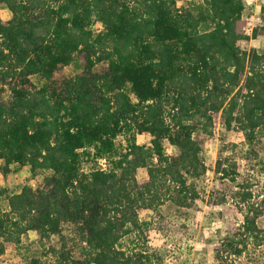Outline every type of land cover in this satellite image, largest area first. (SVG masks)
<instances>
[{
  "label": "trees",
  "instance_id": "trees-1",
  "mask_svg": "<svg viewBox=\"0 0 264 264\" xmlns=\"http://www.w3.org/2000/svg\"><path fill=\"white\" fill-rule=\"evenodd\" d=\"M0 161L47 174L6 197L0 257L27 232L40 240L76 227L84 264H160L142 241L139 210L188 207L206 172L195 134L219 117L250 144L264 139V52H243L242 0H0ZM97 26L96 31L92 30ZM255 35V32L253 33ZM76 69L71 75L67 69ZM36 78L38 84L34 82ZM149 134V146L136 135ZM125 138L122 151L116 139ZM177 152L167 155L163 142ZM105 159V170L93 167ZM144 169L146 180H136ZM216 172L233 181V171ZM239 228L214 249L230 264L264 249V207L237 193ZM62 257H64L62 255ZM249 258V257H248ZM250 264H264L255 254ZM38 259L24 264H39Z\"/></svg>",
  "mask_w": 264,
  "mask_h": 264
},
{
  "label": "rangeland",
  "instance_id": "rangeland-1",
  "mask_svg": "<svg viewBox=\"0 0 264 264\" xmlns=\"http://www.w3.org/2000/svg\"><path fill=\"white\" fill-rule=\"evenodd\" d=\"M176 3L183 8L195 6L201 0H176ZM242 16L246 39L240 41L238 47L243 52H264V0L244 6ZM9 19L8 10L0 5V20ZM97 29V26L92 27L93 31ZM67 71L71 75L77 72L72 66ZM34 82L39 81L34 78ZM195 139L206 167L205 174L193 181L197 198L188 207H176L166 201L155 210H139L138 218L147 223V227L142 241H125L123 247L127 252L145 247L149 253L157 255L154 262L160 264H217L214 249L227 234L237 230L243 220L244 208L239 204L237 193H249L251 203L264 207V139L257 138L248 144L242 132L235 127L226 129L219 117L213 120L210 134L199 131ZM150 140L151 136L146 133L135 137L138 145L149 146ZM125 146V138L119 136L117 150L122 151ZM163 146L167 155L176 154V148L168 142H163ZM217 163L235 173L231 175L233 181L216 172ZM93 167L97 166L85 161L81 169L87 172ZM46 175L32 173L28 167L15 170V166H11L5 171L0 161V212L8 210L7 196L19 193L23 186H40ZM146 178L145 170L138 169L136 180L142 183ZM256 222L264 229V212ZM84 247L76 227L64 223L58 236L44 240H40L36 232H27L21 237L19 249L12 244L6 246L0 264H24L30 259H38L39 264H84ZM254 254L256 261H264L263 249L259 253L249 251L230 264H250L248 259Z\"/></svg>",
  "mask_w": 264,
  "mask_h": 264
},
{
  "label": "built area",
  "instance_id": "built-area-1",
  "mask_svg": "<svg viewBox=\"0 0 264 264\" xmlns=\"http://www.w3.org/2000/svg\"><path fill=\"white\" fill-rule=\"evenodd\" d=\"M242 1H243L244 6H251V5H254L257 2V0H242ZM97 167H99L100 170H105V168H106L105 159H99L97 161Z\"/></svg>",
  "mask_w": 264,
  "mask_h": 264
}]
</instances>
